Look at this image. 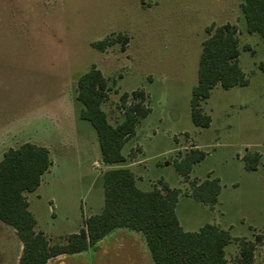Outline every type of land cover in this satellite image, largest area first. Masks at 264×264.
Returning <instances> with one entry per match:
<instances>
[{
    "label": "rangeland",
    "instance_id": "374dc122",
    "mask_svg": "<svg viewBox=\"0 0 264 264\" xmlns=\"http://www.w3.org/2000/svg\"><path fill=\"white\" fill-rule=\"evenodd\" d=\"M243 2L0 0V160L9 147L25 142L50 150L51 173L27 197L36 229L52 243L78 233L85 218L104 205L105 166L97 132L81 119L77 98L79 77L96 66L109 80L102 107L112 124L124 119V93L143 90L151 108L123 148L128 163L139 157L143 162L134 169L142 175L138 186L147 191L165 182L187 189L173 161L199 146L208 154L194 166L191 179L220 178L222 205L212 213L182 196L176 209L181 225L197 231L215 219L234 238L254 241L261 235L254 264H264V171L249 173L237 158L247 149L264 154V38L248 32ZM228 22L239 27L240 65L249 84L214 87L202 103L212 122L202 128L192 121L191 97L206 28ZM119 36L128 37L125 46L117 42L104 52L92 46ZM128 234L115 230L88 250L48 264H92L100 256L95 246H103L109 258L134 256L114 250L131 244ZM135 244L136 255L141 250L144 256ZM21 250L13 228L0 221V264H17ZM238 253L237 241L226 247L228 264Z\"/></svg>",
    "mask_w": 264,
    "mask_h": 264
},
{
    "label": "trees",
    "instance_id": "16d2710c",
    "mask_svg": "<svg viewBox=\"0 0 264 264\" xmlns=\"http://www.w3.org/2000/svg\"><path fill=\"white\" fill-rule=\"evenodd\" d=\"M241 9L248 32L264 38V0H244ZM206 32L208 37L203 41L198 81L191 97L192 121L202 128H208L212 122L211 115L203 111L202 103L211 96L214 87L220 85L229 89L249 84L240 65L238 25L231 22L220 26L212 24ZM117 42L125 46L128 37L106 38L93 42L92 46L104 52ZM260 69L264 71V62ZM109 89L108 78L96 66L78 79L77 98L83 105L80 117L96 130L102 163L110 168L102 176V211L86 217L83 228L69 235L65 242L52 243L44 232L37 231L38 221L27 197V193L40 187L43 176L53 165L50 150L25 142L3 154L0 160V221L13 228L22 244L17 264H48L57 257L84 252L118 229L141 233L154 264H228L226 247L234 241L239 243L234 264H254L257 244L263 239L261 235L254 241L234 238L229 230L212 223H206L197 231H186L176 213L182 193L180 188H172L165 182L147 191L138 187L135 173L126 166L128 158L123 148L151 108L145 104L143 90H135L131 95L124 93L120 104L124 119L114 125L102 107ZM207 154L193 146L180 153L173 164L191 186V192L186 194L214 208L222 189L219 178L191 179L193 166L203 161ZM243 161L247 170H257L262 154L247 150Z\"/></svg>",
    "mask_w": 264,
    "mask_h": 264
},
{
    "label": "crops",
    "instance_id": "0c3cea01",
    "mask_svg": "<svg viewBox=\"0 0 264 264\" xmlns=\"http://www.w3.org/2000/svg\"><path fill=\"white\" fill-rule=\"evenodd\" d=\"M39 145V144H38ZM43 146V145H42ZM45 146V145H44ZM46 147V146H45ZM196 147H199V146H196ZM9 148H16L15 146H12V147H9ZM8 148V149H9ZM7 149V150H8ZM247 150H249V149H247ZM246 150V151H247ZM6 151V150H5ZM5 151L3 152V154L5 153ZM251 151V150H250ZM256 151V150H255ZM259 152V151H258ZM246 152H244L243 154H241V153H238V155H237V158H238V160H241L242 162H243V167H244V169L246 170V171H248L249 173L250 172H253V173H261L262 171H264V154H262L261 152V154H262V161H261V164L259 165V167H258V169L257 170H254V171H249V170H247L246 168H245V164H244V161H243V156H244V154H245ZM3 154H2V157H3ZM126 157H127V155H125ZM128 158V157H127ZM2 159V158H1ZM143 162H142V160L140 159V157L139 158H136L134 161H132V162H129L128 163V161H127V167H129V168H131L132 170H133V172L135 173V175H136V179H137V185H138V182L139 181H142V179H141V177H142V175H140V173H137V172H135V168H138L139 167V165L140 164H142ZM200 163V162H199ZM53 165H54V162H53ZM53 165H52V167H53ZM196 165V164H195ZM194 165V166H195ZM105 166V170L104 171H106L108 168H110L109 166H106V165H104ZM194 166H193V168H194ZM192 171H193V169H192ZM51 173V169L47 172V173ZM46 174V173H45ZM207 178H216V177H212V176H208ZM207 178H205V179H207ZM200 181H203V180H205V179H200V178H198ZM43 180H44V178H43ZM43 180H42V182H43ZM219 180H220V182H221V179L219 178ZM186 183H188V186H187V189H182V188H180L181 190H182V193H181V195L179 196V200H180V197H182V196H186V197H189V198H191V199H193V200H195L191 195H187L186 194V192H191V186H190V184H189V182H186ZM42 184V183H41ZM221 186H222V184H221ZM139 187V186H138ZM140 188V187H139ZM223 186H222V189H221V192H220V195H219V202L217 203V205L214 207V208H210V206L209 205H207V204H203V203H201V202H199V201H197V200H195V201H197V202H199L201 205H202V207H204V209H206L207 211H210V212H212V213H214L221 205H222V200H221V196H222V193H223ZM178 203H179V201H178ZM29 204H30V202H29ZM178 205V204H177ZM103 207H104V205H103ZM103 207H102V209H103ZM102 209H100L101 211H102ZM177 209V208H176ZM100 211V212H101ZM99 212V213H100ZM95 214H98V213H95ZM35 215V214H34ZM91 215H94V214H91ZM90 215V216H91ZM89 217V216H88ZM38 221V220H37ZM209 223H212V224H215V225H218L219 227H221V228H223L219 223H218V221H216L215 219H214V221H212V222H209ZM38 224V223H37ZM181 224V223H180ZM206 224V223H205ZM204 224V225H205ZM203 225V226H204ZM202 227V226H201ZM200 227V228H201ZM224 229V228H223ZM127 230V229H126ZM199 230V229H198ZM227 230V229H226ZM38 231V230H37ZM41 231H43V230H41ZM130 231V230H129ZM47 236H49L45 231H43ZM130 233H132V234H128V235H124V236H126L127 237V239L129 238V241H130V245H127V246H120V247H116V248H114V250H116L115 252H118V254H120V253H122V252H129V251H132V252H134V256H120V255H118V256H116V258H109L108 256H104V251H103V249H104V247L103 246H95L94 247V249H98L96 252L97 253H99L100 254V256L99 257H96V262H94V263H92V264H98L100 261L101 262H104V263H106V264H154L153 263V260H152V258H151V254H150V252H149V249H148V246H147V243H146V240H145V238L143 237V235L141 234V233H138V232H134V231H130ZM127 234V233H126ZM135 242L137 243V245H139L142 249H144V251H145V255L144 256H142V252H141V250H140V252H138L137 253V255H136V244H135ZM131 252V253H132ZM137 256V257H136ZM98 259V260H97Z\"/></svg>",
    "mask_w": 264,
    "mask_h": 264
}]
</instances>
